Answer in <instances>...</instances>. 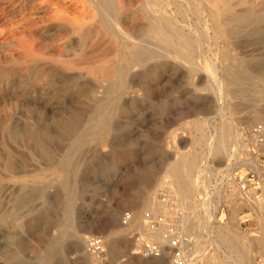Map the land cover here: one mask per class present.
Listing matches in <instances>:
<instances>
[{
	"label": "rangeland",
	"instance_id": "obj_1",
	"mask_svg": "<svg viewBox=\"0 0 264 264\" xmlns=\"http://www.w3.org/2000/svg\"><path fill=\"white\" fill-rule=\"evenodd\" d=\"M9 1H0V264H139L133 252L152 239L136 227L174 233L184 220L187 264H264V218L252 187L241 190L247 172L264 176V149L249 134L264 125V0H230L216 34L207 8L170 0L169 28L194 55L149 35L142 0H110L111 20L99 12L108 0ZM220 132L226 151L214 153ZM7 158L21 178H5ZM177 182L190 190L184 201ZM77 236L100 239L99 258Z\"/></svg>",
	"mask_w": 264,
	"mask_h": 264
},
{
	"label": "bare ground",
	"instance_id": "obj_2",
	"mask_svg": "<svg viewBox=\"0 0 264 264\" xmlns=\"http://www.w3.org/2000/svg\"><path fill=\"white\" fill-rule=\"evenodd\" d=\"M0 1H2V0H0ZM5 1V0H4ZM11 1V0H10ZM9 1V2H10ZM105 1V0H104ZM179 1V0H178ZM232 1V0H231ZM16 2V1H15ZM67 2V1H66ZM170 2H172V1H170V0H142V2H141V9H140V12H141V14L143 15V17L145 16V18L146 19H148V21L150 22V24H149V31H150V33H149V35L150 34H152V36L153 37H155V38H157V39H159L160 41H164V42H169L170 44H174V45H182V47H183V51H185L186 53L185 54H188V53H190V52H192L193 53V55H194V53L196 52V50H194V49H192V43H191V41H189V42H187L188 41V39H186V35L182 32V31H180L179 29H177V28H174L173 30H171V28H169L170 27V25L171 24H173V22H175V23H177V21L178 20H175V18L173 19L169 14H167V11H166V7H168V5H169V3ZM194 2H196L197 3V7H198V9H199V11L200 10H204V8H207L209 11H208V19H207V23L209 24V26H211V28H212V31L214 32V34H216V30L215 29H217V27H218V24L221 22V20H220V22L219 23H217L216 21H215V18L217 17V16H221V17H225V15L230 11V0H195ZM238 2V1H237ZM31 3V2H30ZM49 3V2H48ZM92 3V2H91ZM100 3V2H99ZM111 1L110 0H108L102 7H100L99 6V12L101 13V15L103 16V17H105V18H107V20H111V18H109L110 16H109V9L111 8ZM115 3V2H114ZM244 3V2H243ZM34 4V3H33ZM93 4H94V2H93ZM187 4H189V3H187ZM222 5V6H224V10L223 11H215V10H217L216 9V6L217 5ZM4 5V4H3ZM7 5H8V3H7ZM22 5V4H21ZM42 5V4H41ZM179 5V4H178ZM29 6V5H28ZM33 6V5H32ZM119 6L122 8V3H120L119 4ZM173 6V5H172ZM234 6V5H233ZM233 6H231V7H233ZM94 7V6H93ZM96 7V6H95ZM113 7V6H112ZM115 7V6H114ZM181 7H183V6H181ZM220 7V6H219ZM116 8V7H115ZM127 8V7H126ZM188 8V7H187ZM1 9V8H0ZM93 9V8H92ZM117 9V8H116ZM120 9V8H119ZM128 9V8H127ZM138 9V8H137ZM168 9V8H167ZM181 10V9H180ZM179 10V11H180ZM112 11V10H111ZM168 11H170V10H168ZM187 11V10H186ZM194 11V10H193ZM199 11H198V13H199ZM3 12V11H2ZM5 12H7V11H5ZM96 12H97V10H96ZM122 12V11H121ZM121 12H119V13H121ZM139 12V11H138ZM192 12V11H191ZM201 12V11H200ZM203 12V11H202ZM17 13V12H16ZM99 13V14H100ZM171 13H173V12H171ZM187 13V12H186ZM193 13V12H192ZM197 13V12H196ZM197 13V14H198ZM1 14V13H0ZM5 14V13H4ZM3 14V15H4ZM124 14V13H123ZM176 14V13H175ZM247 14V13H246ZM200 15V14H199ZM201 15H203V14H201ZM197 16V15H196ZM4 17V16H3ZM201 17H203V16H201ZM218 17V18H219ZM0 18H2V17H0ZM3 19V18H2ZM10 19V18H9ZM78 19V18H77ZM100 19V18H99ZM173 19V20H172ZM186 19V18H185ZM102 20V19H101ZM172 20V21H171ZM183 20V19H182ZM241 20H244V15H242V16H237V17H235V19L233 20V22L234 21H241ZM114 21V20H113ZM219 21V20H218ZM223 21V20H222ZM105 22V21H104ZM107 22V21H106ZM111 22V21H110ZM184 21H182V23H183ZM223 22H225V19H224V21ZM2 23H3V20H2ZM7 23H9V21L7 22ZM148 23V22H147ZM6 24V23H5ZM107 24V23H106ZM110 24V23H109ZM204 24V23H203ZM4 25V24H3ZM175 25V24H174ZM177 25V24H176ZM1 26H2V24H1ZM27 26V25H26ZM92 26V25H91ZM172 26V25H171ZM180 26V25H179ZM25 27V26H24ZM176 27V26H175ZM187 28L185 25H183V28ZM215 27V28H214ZM9 27H6V29H8ZM79 28V27H78ZM179 28V27H178ZM189 28V27H188ZM205 28H206V22H205ZM204 28V29H205ZM1 29V28H0ZM19 29V28H18ZM221 29V28H220ZM16 30V29H15ZM15 30H14V32H15ZM126 30V29H125ZM187 30V29H186ZM189 31H190V29H188ZM3 31V30H2ZM87 31V30H86ZM148 31V32H149ZM204 31V30H203ZM209 31V30H208ZM3 32H6V31H3ZM117 32L119 33V34H125V32L121 29V27L119 26H117ZM191 32V31H190ZM9 33H13L12 31L11 32H9ZM89 33H90V31H89ZM1 34H3L2 32H1ZM20 34V33H19ZM191 34V33H190ZM194 34V33H193ZM26 35V34H25ZM145 35H146V33H145ZM11 36V35H10ZM20 36V35H19ZM116 36V35H115ZM193 37H194V35H192ZM227 36V35H226ZM144 37H146V36H144ZM152 37V38H153ZM198 37V36H197ZM4 38V37H3ZM8 38V37H7ZM89 38V37H88ZM116 38H117V36H116ZM115 38V39H116ZM151 38V39H152ZM154 38V39H155ZM190 38V37H189ZM10 39H11V37H10ZM13 39V38H12ZM156 39V40H157ZM191 39V38H190ZM194 40L196 39V36H195V38H193ZM117 40V39H116ZM5 41H7V40H5ZM150 41V40H149ZM155 41V40H154ZM196 41H197V39H196ZM3 42H4V40H3ZM136 42H137V40H136ZM143 42V41H142ZM138 43V42H137ZM196 42H194V44H195ZM2 45V44H1ZM6 44H4V46H5ZM16 45V44H15ZM124 45V44H123ZM112 46V45H111ZM116 46V45H115ZM156 46V45H155ZM195 46V45H194ZM6 47V46H5ZM23 47V46H22ZM86 47V46H85ZM91 47V46H90ZM101 47V46H100ZM114 47V46H113ZM170 47V46H169ZM28 48V47H27ZM10 49V48H9ZM19 49V48H18ZM31 49H33V48H31ZM90 48H88V50H89ZM115 49V48H114ZM172 49V48H171ZM7 50V49H6ZM24 50V49H23ZM87 50V49H86ZM95 50H97V49H95ZM153 50V49H152ZM4 51H5V49H4ZM16 51V50H15ZM25 51V50H24ZM84 51V50H83ZM42 52V51H41ZM78 52V51H77ZM90 52V51H89ZM88 52V53H89ZM93 52V51H92ZM105 52H106V50H105ZM108 52V51H107ZM111 52H112V50H111ZM156 52V51H155ZM25 53V52H24ZM35 53V52H34ZM33 53V54H34ZM85 53V52H84ZM160 53V52H159ZM10 54V53H9ZM27 54V53H26ZM76 54V53H75ZM78 54V53H77ZM76 54V55H77ZM154 54H157V53H154ZM2 55V54H1ZM11 55V54H10ZM13 55V54H12ZM36 55V54H35ZM80 55V54H79ZM27 56V55H26ZM42 56V55H41ZM81 56V55H80ZM190 56H192V54L190 55ZM1 57V56H0ZM82 57V56H81ZM80 57V58H81ZM83 57H85V56H83ZM102 57V56H101ZM103 57H105V56H103ZM18 58V57H17ZM20 58V57H19ZM28 58V57H27ZM79 58V57H78ZM32 59V58H31ZM71 59V58H70ZM69 60V59H68ZM26 61V60H25ZM20 62H22V61H20ZM16 63V62H15ZM17 63H19V62H17ZM80 63H81V61L80 60H76V62H73V63H71L70 65H69V68H71V69H78L79 68V65H80ZM95 63V62H94ZM87 64V63H86ZM85 64V65H86ZM1 65H3V64H1ZM96 66V65H95ZM104 66V65H103ZM102 66V67H103ZM99 67V66H98ZM120 67V66H119ZM126 68V67H125ZM115 69H117V67L115 68ZM21 70V69H20ZM19 70V71H20ZM92 70V69H91ZM91 70H90V72H91ZM119 70V69H118ZM215 70V69H214ZM19 71H18V73L17 74H19ZM88 71V70H87ZM214 72V71H213ZM92 73V72H91ZM119 73V72H118ZM7 74V73H6ZM85 75V74H84ZM121 75V74H120ZM39 76V75H38ZM92 76V75H91ZM127 76V75H126ZM96 77V76H95ZM118 78H119V76H117ZM1 78V77H0ZM2 78H3V76H2ZM17 78V77H16ZM15 78V79H16ZM20 78V77H19ZM38 78V77H37ZM19 80V79H18ZM18 80H16V81H18ZM117 80V79H116ZM7 81V80H6ZM21 81V80H20ZM214 81H215V88L217 87V89L219 90L221 87V82L220 81H218L217 79H214ZM116 82V81H115ZM119 82V81H118ZM6 83V82H5ZM13 83V82H12ZM40 83V82H39ZM105 85V84H104ZM119 85V84H118ZM120 86V85H119ZM13 88V87H12ZM10 90V89H9ZM221 91V90H220ZM9 93V92H8ZM11 93V92H10ZM14 97H15V95H14ZM21 97H22V95H21ZM9 98V97H8ZM39 98V97H38ZM11 99V98H10ZM20 99V98H19ZM221 99V98H220ZM2 100V99H1ZM8 101V100H7ZM6 101V102H7ZM38 101V100H37ZM20 102V101H19ZM23 103V102H22ZM3 104V103H2ZM8 104V103H7ZM6 104V105H7ZM4 105V104H3ZM1 106V105H0ZM24 106V105H23ZM101 110V109H100ZM6 123V122H5ZM2 128H4V127H2ZM224 128V127H223ZM229 129V128H228ZM6 130V129H5ZM223 130V129H222ZM1 132V131H0ZM63 132V131H62ZM67 132V131H66ZM70 133V132H69ZM25 134V133H24ZM40 135V134H39ZM38 135V136H39ZM62 135H63V133H62ZM235 135V134H234ZM29 136V135H28ZM36 136V135H35ZM66 136V135H65ZM209 136V135H208ZM224 136H225V133L224 132H220V134L218 135V137L215 139V140H213V141H210V142H213V143H210L209 142V144H211L210 146H209V148L211 149V151L212 152H214V153H219V150H222L223 152H225L226 151V147L223 145L224 143H225V138H224ZM33 137V136H32ZM215 137V136H214ZM227 137V136H226ZM211 139V138H210ZM213 139V138H212ZM38 140V139H37ZM40 140V139H39ZM32 141H33V139H32ZM24 142V141H23ZM22 142V143H23ZM16 143V142H15ZM14 143V144H15ZM19 143H21V142H19ZM39 143V142H38ZM208 144V145H209ZM40 146H41V144H40ZM10 147V146H9ZM23 148H25L24 146H22ZM43 149V148H42ZM2 150V149H1ZM12 150V149H11ZM24 150H26V149H24ZM23 150V151H24ZM13 151V150H12ZM15 153V152H14ZM21 154V153H20ZM4 155V154H3ZM25 155V154H24ZM2 157V156H1ZM0 157V158H1ZM25 157V156H24ZM23 157V158H24ZM21 159V158H20ZM1 161H3V160H1ZM23 162H24V160H23ZM20 163V162H19ZM248 163H254V161H248ZM5 172H6V176H5V178H8V179H13V178H21V174H22V170H19V169H17V168H14L13 167V165H12V161L11 160H9L8 158L7 159H5ZM1 165V164H0ZM2 168V167H1ZM24 174V173H23ZM3 175V174H2ZM29 176V175H28ZM39 176V175H38ZM41 176V175H40ZM27 177V176H26ZM1 179H3L2 177H0ZM40 180V179H39ZM41 181V180H40ZM16 182V181H15ZM27 182V181H26ZM11 183V182H10ZM13 183H14V181H13ZM18 183H19V181H18ZM14 185H15V183H14ZM19 185V184H18ZM18 185H16V187H18ZM10 186V185H9ZM8 186V187H9ZM13 186V185H12ZM175 187H176V190L178 191V193L179 194H177L178 196H181L182 198V200L184 201V199L185 198H187L188 196H189V194H190V190L189 189H187L185 186H183V185H181V183L180 182H177L175 185H174ZM43 187V186H42ZM25 188V187H24ZM6 191V190H5ZM22 191V190H21ZM1 192V191H0ZM10 192V191H9ZM13 193H14V189H13ZM15 194H16V192H15ZM6 195V194H5ZM7 196V195H6ZM1 197V196H0ZM17 197V196H16ZM20 197V196H19ZM18 198V197H17ZM176 198H177V196H176ZM15 199V198H14ZM7 200V199H6ZM15 201V200H14ZM3 202V201H2ZM13 202V201H12ZM254 202H257V203H254V209L256 210V211H258L260 214H262V218H264V201H261V200H254ZM259 202V203H258ZM0 203H1V201H0ZM22 205V204H21ZM147 206H148V208H149V210H151V211H156V207H157V204H156V202L154 201V199H151L150 201H148V203H147ZM162 213L165 215V214H167V212L166 211H162ZM182 219L184 220V218L182 217ZM181 219V220H182ZM132 220H133V218H132ZM10 221V220H9ZM185 221V220H184ZM184 221H179L178 222V224L177 225H174V227H175V230H176V232H174V233H172L174 236H176L177 238H179L180 239V241H181V249H182V252H183V256H184V259H185V264H187V260H186V256H188V255H192V253L194 252L193 251V248L191 249V247L189 248V243H187V241H189V239L188 238H185L184 236H181V233H182V231H183V229H182V225H180V224H183L182 222H184ZM6 223V222H5ZM2 224V223H1ZM0 224V225H1ZM4 226V225H3ZM170 226H172V228H173V225H170ZM11 227V226H10ZM139 227V228H138ZM138 227H136V229H135V231L137 232V233H139L141 236H139L140 237V239H142V238H148V239H152V240H148V241H150V242H154V243H156V244H158L159 245V247H160V251H161V255H160V257L159 258H145V257H141V258H136V257H134L133 259L135 260V262L136 263H139V264H166V257H165V251H167L168 252V250H169V248H168V246H167V240L164 238V236H163V232H161V228L162 227H160V228H157V229H153V228H148V227H146V226H138ZM207 227V226H206ZM4 230V229H3ZM171 230V229H170ZM5 232H6V230H5ZM171 232V231H170ZM137 233H136V235H137ZM162 233V234H161ZM135 235V234H134ZM142 237V238H141ZM187 237V236H186ZM77 238V242L78 243H76V244H79L78 246H82V244L84 243V241H86V239H88V238H84L83 236H77L76 237ZM192 243V242H191ZM195 243V242H194ZM141 245V244H140ZM197 246V245H196ZM3 247V246H2ZM80 248V247H79ZM196 248V247H195ZM197 249V248H196ZM195 249V250H196ZM82 250V249H81ZM139 252H141V250L140 251H138V252H133V254H138ZM88 254H90V253H88ZM90 255H93V256H95V257H97L96 255H94V254H90ZM189 257V256H188ZM97 258H99V257H97ZM86 260L88 261V263L87 264H94V262L89 258V257H86ZM96 260V259H95Z\"/></svg>",
	"mask_w": 264,
	"mask_h": 264
},
{
	"label": "built area",
	"instance_id": "obj_3",
	"mask_svg": "<svg viewBox=\"0 0 264 264\" xmlns=\"http://www.w3.org/2000/svg\"><path fill=\"white\" fill-rule=\"evenodd\" d=\"M252 137L257 150L264 149V125H255L251 128L249 132ZM264 153V151H262ZM264 156V155H262ZM247 186H251L254 190L252 195L256 198V200L264 201V176L255 172H247L245 179L243 181L241 190L247 188ZM150 219L149 216H146ZM132 220V215L126 213L122 217V224L127 225ZM155 223L163 224V220H156ZM164 238L167 240V246L169 248L167 255L170 259V264H185V259L183 256V252L181 249V241L179 238L174 236L170 231H165L163 233ZM87 247L93 253L100 254L103 252L102 250V242L98 238H89L87 239ZM141 254L145 258H159L161 255L160 247L158 244L154 242H144L141 244Z\"/></svg>",
	"mask_w": 264,
	"mask_h": 264
}]
</instances>
